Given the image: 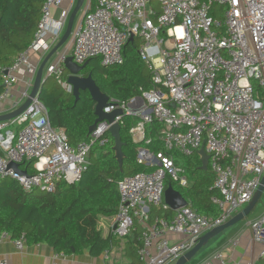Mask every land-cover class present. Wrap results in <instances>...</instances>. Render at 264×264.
Wrapping results in <instances>:
<instances>
[{
	"label": "built area",
	"instance_id": "obj_1",
	"mask_svg": "<svg viewBox=\"0 0 264 264\" xmlns=\"http://www.w3.org/2000/svg\"><path fill=\"white\" fill-rule=\"evenodd\" d=\"M62 1L43 0L31 43L12 63L0 66V104L16 98L12 87L19 74L34 78L39 64L31 62V54L48 53L59 41L76 3L67 0L61 7ZM52 7H60L55 19ZM130 37L138 40L137 51L150 72L152 87L141 91V102L137 97L109 98L103 111L120 109L113 121L120 125L124 115L138 118L129 128L136 143L149 141L146 126L156 120L163 125L160 138L165 151L190 155L203 146L219 193L211 198L220 211L217 217L201 215L187 204L170 219H151L149 206L170 209L163 197L166 176L183 188L189 181L170 154L138 149V162L157 167L117 182L113 233L125 237L139 223L140 264H169L246 205L264 173V0H95L71 31V49L54 54L43 77L54 78L71 93L64 68L67 56L77 64L92 57H99L101 65L121 64L122 47ZM31 88L28 83L20 90L15 106L28 98ZM111 124L97 123L88 140L71 146L65 130L51 126L35 96L23 112L0 121V179L16 181L26 193L38 189L53 193L59 182H77L88 169L93 144H108L104 134ZM10 162L27 175L15 172ZM29 162L32 174L24 167ZM249 227L252 241L262 245L259 255L264 259V213ZM171 234L179 238L171 240ZM4 241L18 251L27 244L24 234L11 238L2 231L0 243ZM102 254L107 257V251ZM0 264L10 263L0 259ZM197 264L214 263L207 259Z\"/></svg>",
	"mask_w": 264,
	"mask_h": 264
},
{
	"label": "trees",
	"instance_id": "obj_2",
	"mask_svg": "<svg viewBox=\"0 0 264 264\" xmlns=\"http://www.w3.org/2000/svg\"><path fill=\"white\" fill-rule=\"evenodd\" d=\"M42 3L43 0H0V66L12 63L15 56L31 43ZM137 50L138 40L134 38L122 47L124 59L121 64L101 65L99 57H92L86 60L87 65L79 74H90L100 91L109 98L128 101L138 97L142 90L150 89L152 83L150 72ZM2 88L0 84V92ZM38 98L46 109L51 126L63 128L71 146L89 139V127L95 121V115L94 102L87 91H80L75 101L54 78L45 77ZM137 119L127 115L122 117L119 133L124 143V157L121 168L114 156L113 138L106 132L104 136L108 138V144H93L88 155V169L81 178L72 184L59 182L53 193H26L16 181L0 179V232H8L11 238L24 234L27 244L45 243L58 254H77L87 250L91 256H99L111 250L118 244V238L113 233L103 236L98 219L117 214V182L127 175L150 172L157 167L138 162L140 147L154 155L159 152L170 154L174 163L185 169L189 183L183 188L168 178L166 184L170 183L178 190L197 213L217 217L220 211L211 202L212 197L219 196L214 187V175L209 167L201 169L197 152L183 155L177 150L165 151L160 138L163 125L156 120L146 126L149 141L134 142L129 128ZM24 167L29 174L34 172L32 162L25 163ZM149 214L151 219H170L173 211L149 206ZM141 230L142 227L135 223L126 236L130 238L126 249L130 262L126 264H140L136 251L141 246Z\"/></svg>",
	"mask_w": 264,
	"mask_h": 264
},
{
	"label": "crops",
	"instance_id": "obj_3",
	"mask_svg": "<svg viewBox=\"0 0 264 264\" xmlns=\"http://www.w3.org/2000/svg\"><path fill=\"white\" fill-rule=\"evenodd\" d=\"M95 0H84L80 9L77 11L73 20L72 29L79 25L82 20L83 11L88 4H94ZM67 5V0L62 1L61 7ZM75 6V5H74ZM74 8V7H73ZM73 10V9H72ZM60 12V7L51 8V16L53 19L57 18ZM71 13V12H70ZM70 15V14H69ZM69 17V16H68ZM50 38L48 37V41ZM51 41V40H50ZM57 43V42H56ZM55 43V44H56ZM54 44V45H55ZM53 45V46H54ZM52 46V47H53ZM71 49V40L65 42L58 51H69ZM47 53L34 52L30 56L33 64H40ZM33 79H30L28 74H19L16 82L13 84L12 92L15 95L13 101H4L0 104V115L9 113L18 108L22 103L18 102L19 92L22 88L30 83L33 84ZM31 90V89H30ZM139 98V97H137ZM142 149L146 148L141 147ZM149 152V151H148ZM263 200V204L259 202ZM259 206V207H258ZM174 212V211H173ZM264 213V195H261L259 201L253 207L251 212L244 218L245 223L233 225L223 231L221 234L210 239L207 244L212 250L208 253L206 258L211 259L214 264H262L264 259L260 257V249L262 245L258 242L252 241V232L249 223L261 216ZM115 216L112 217H99L98 228L101 230L102 235L113 233L115 227ZM139 224V223H138ZM139 226H141L139 224ZM114 234V233H113ZM141 235V233H140ZM116 236V235H115ZM171 240L178 239V236L173 234L169 235ZM118 244L113 246L111 250L107 251V257L103 254L99 256H91L87 250L80 253H72L69 255L59 254L45 243L26 244L23 251H18L14 244L10 241L0 243V259H5L10 264H126L130 262L126 254L127 245L130 242L129 237H117ZM140 239V237H139ZM221 254L220 257L217 255ZM138 258V256H137ZM203 261V260H202ZM173 264V263H169ZM196 264V263H195Z\"/></svg>",
	"mask_w": 264,
	"mask_h": 264
},
{
	"label": "water",
	"instance_id": "obj_4",
	"mask_svg": "<svg viewBox=\"0 0 264 264\" xmlns=\"http://www.w3.org/2000/svg\"><path fill=\"white\" fill-rule=\"evenodd\" d=\"M84 0H76L75 6L71 11L64 31L59 39V41L49 50V52L45 55L43 60L37 67V70L34 75L32 88L30 90L28 98L15 110L0 115V121L11 119L21 112L25 110V108L30 103L31 98L38 96L40 88L44 83L45 77H43V70L48 62V60L58 52V49L69 40L70 34L73 27V20L77 14V11L80 9ZM133 40V37L129 38V41ZM87 65V61L83 64H77L72 60L71 56H67L66 60L64 61V68L67 71L66 81L71 86V94L75 98V101L78 100L80 91H87L90 95L92 101L94 102V115L95 121L89 127V132L94 130L96 124L101 121H107L108 123H112L108 129V132L111 134L113 138V151L115 159L118 162L119 167L122 166V161L124 154L122 152L123 142L120 137V124L114 121V117L120 115L122 112L120 109L112 110L111 112H104L103 108L108 104L109 97L102 93L99 87L96 85L95 81L91 77L90 74L87 76H82L79 72ZM138 102H141L140 98L136 99ZM138 105V104H137ZM197 154L199 155L201 161V169L207 170L208 168V155L205 153L203 146H201L197 150ZM9 167L13 168L15 172L19 174L27 175L25 170H20L18 165L14 162H10ZM264 192V173L260 179V182L251 198V200L237 213H235L230 219H228L225 223L216 226L208 231H206L203 235H201L197 241V243L188 251L180 255L173 264H186L188 263L191 258L200 250L202 246L207 244V242L221 233L226 228L234 225L235 223L239 222L240 220L244 219L259 201L261 195ZM164 202L169 206L170 210L175 211L176 209L187 205V200L182 196V194L176 190L170 183L166 185L164 189Z\"/></svg>",
	"mask_w": 264,
	"mask_h": 264
},
{
	"label": "rangeland",
	"instance_id": "obj_5",
	"mask_svg": "<svg viewBox=\"0 0 264 264\" xmlns=\"http://www.w3.org/2000/svg\"><path fill=\"white\" fill-rule=\"evenodd\" d=\"M78 18V15L76 16V19ZM169 177L168 176H166V178H165V181H164V185H165V187H166V183H167V179H168ZM33 194L34 195H41V194H43V192H41V190H35V191H33ZM262 195H264V192H263V194ZM259 204H263V200L261 199V201L259 202ZM245 206V205H244ZM244 206H242L241 208H239L238 210L240 211ZM259 207V206H258ZM245 223V219H242V220H240L239 222H237V223H235L234 225H236V224H239V223ZM233 226V225H232ZM231 227V226H230ZM229 228V227H228ZM228 228H226V229H228ZM225 229V230H226ZM225 230H223V231H225ZM222 231V232H223ZM221 232V233H222ZM221 233H219V234H221ZM218 234V235H219ZM217 236V235H216ZM212 250V248H210L209 247V245L208 244H205L204 246H202L201 248H200V250L191 258V260L188 262V263H186V264H197L198 262H201L202 260H204L205 258H206V256L208 255V253L210 252Z\"/></svg>",
	"mask_w": 264,
	"mask_h": 264
}]
</instances>
